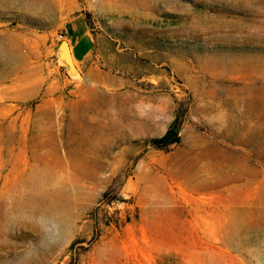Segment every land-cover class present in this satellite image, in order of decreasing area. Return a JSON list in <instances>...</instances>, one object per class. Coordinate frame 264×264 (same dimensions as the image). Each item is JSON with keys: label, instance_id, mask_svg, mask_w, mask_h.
I'll return each instance as SVG.
<instances>
[{"label": "rangeland", "instance_id": "obj_1", "mask_svg": "<svg viewBox=\"0 0 264 264\" xmlns=\"http://www.w3.org/2000/svg\"><path fill=\"white\" fill-rule=\"evenodd\" d=\"M0 264H264V0H0Z\"/></svg>", "mask_w": 264, "mask_h": 264}, {"label": "crops", "instance_id": "obj_2", "mask_svg": "<svg viewBox=\"0 0 264 264\" xmlns=\"http://www.w3.org/2000/svg\"><path fill=\"white\" fill-rule=\"evenodd\" d=\"M61 30L63 32L64 41L67 44V48L70 54L71 61L73 63L74 58H75L74 55L76 53L75 47H77L78 44L81 43V40H79L78 37L83 39L82 44H83V47L85 48L83 52L81 51L82 53H85L87 51L88 43L91 45L90 43L91 39L87 35L86 23L80 15H74L70 17L69 19H67L65 24L62 25ZM74 32H77L78 36H75Z\"/></svg>", "mask_w": 264, "mask_h": 264}, {"label": "water", "instance_id": "obj_3", "mask_svg": "<svg viewBox=\"0 0 264 264\" xmlns=\"http://www.w3.org/2000/svg\"><path fill=\"white\" fill-rule=\"evenodd\" d=\"M54 54V60L57 64L63 67L65 73L68 75L69 70L73 71V65L70 58V54L67 48V44L64 40L60 39L53 50Z\"/></svg>", "mask_w": 264, "mask_h": 264}, {"label": "trees", "instance_id": "obj_4", "mask_svg": "<svg viewBox=\"0 0 264 264\" xmlns=\"http://www.w3.org/2000/svg\"><path fill=\"white\" fill-rule=\"evenodd\" d=\"M177 131H176V126L174 125V123L172 122L167 130V132L165 133V135H163V137L154 140L155 144H162V145H167V144H171L173 142H175L177 140V135H176Z\"/></svg>", "mask_w": 264, "mask_h": 264}]
</instances>
